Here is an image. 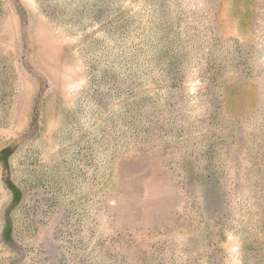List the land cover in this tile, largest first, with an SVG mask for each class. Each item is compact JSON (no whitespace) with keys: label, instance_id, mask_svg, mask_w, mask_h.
<instances>
[{"label":"rangeland","instance_id":"obj_1","mask_svg":"<svg viewBox=\"0 0 264 264\" xmlns=\"http://www.w3.org/2000/svg\"><path fill=\"white\" fill-rule=\"evenodd\" d=\"M0 264H264V0H0Z\"/></svg>","mask_w":264,"mask_h":264}]
</instances>
